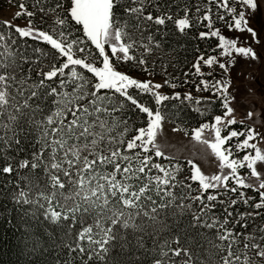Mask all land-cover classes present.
<instances>
[{
	"label": "snow or ice",
	"instance_id": "6c2138e0",
	"mask_svg": "<svg viewBox=\"0 0 264 264\" xmlns=\"http://www.w3.org/2000/svg\"><path fill=\"white\" fill-rule=\"evenodd\" d=\"M44 2L51 3L52 0ZM35 3L45 14H55L51 31L40 30L29 20L28 27H15L18 38H13L10 32L7 36L0 32V171L10 174L16 170L13 163L15 157L10 152L14 150L19 154L25 151L23 142L30 144L33 149L31 158L21 159L18 165L19 169L30 166V172H17L15 186L19 191H13L11 199L29 228L33 225L44 228L56 249H67L64 260L57 259L55 264H144L149 259L151 264H262L264 244L257 242L254 235H244L243 248H240L239 237L243 233H234L233 228L227 227L228 217L221 220L213 211L215 205L210 203H224L218 200V196L227 191L236 192L238 188L251 187L253 191L264 189V179L257 171L258 162H264V151L256 143H250L258 137L264 139V133L256 132L253 128H231L236 120L227 119L234 111L230 107L234 97H229L228 80H200L203 90H211L223 111L215 115L211 122H204L192 129V139L210 150L218 161L219 172L205 175L189 160L192 169L190 179L199 183L200 194L194 197L190 193L177 196L172 191L177 186L191 188V185L177 180L180 164L153 163V157L147 153L154 149L155 157L163 156L155 141L162 121L168 116L164 102L180 100L181 104L185 101L191 104L193 97L191 93H185L181 100L178 92L173 95L162 94V84L132 78L118 71L112 62L114 57L116 61L146 65L145 55L151 53L153 47H161V43L155 40L151 32L144 37V32L154 24L160 26L157 34L166 35L161 29L166 27L167 21L174 19L170 11L172 6L163 5L169 10L162 11L159 0H71L67 12L71 21L82 27L83 37H80L75 35L68 19L62 18L57 12V9L63 8L59 0H56L54 7L47 9L42 0H35ZM212 3L216 4L217 15L227 23L229 31H247L253 38L257 34L247 27L245 12L241 10L237 15L236 9L229 6V0H209L208 13L202 17V21L208 22L209 31H201L199 38L218 40L212 51L222 50L220 56L229 57L227 65L219 63V68L227 74L228 68L234 66L233 53L252 59H256L257 55L251 47L238 46V39L227 38L219 29L213 30ZM239 3L252 11L258 7L256 0H239ZM149 5H155L159 15L154 17L151 12L145 15ZM24 7L21 4V8ZM20 14L17 13V16ZM27 15L32 17L35 13L29 11ZM227 16L231 19H227ZM132 19L136 21L135 24L130 23ZM174 24L181 33L191 26L187 9H184L183 18L175 19ZM7 27L11 29L13 26L8 24ZM129 28L140 33L139 41L133 39ZM25 37L49 45L58 55L53 56L43 48L32 47L26 41L17 45V39ZM88 42L99 54V60L102 61L99 66ZM106 47L110 49L111 57ZM29 48L32 53L39 54L36 59L27 54ZM138 48L144 51L137 60ZM41 59L50 61V64L44 65L49 68L48 71L45 72L42 67L37 73L41 79H32L31 68L27 75L23 74L18 60L35 65ZM200 61L208 68L218 63L217 56L210 55L205 59L202 54L193 65L196 74L201 76L205 73L201 71ZM57 62H60L59 66ZM78 68L90 73L95 82ZM144 71L149 72V69L145 67ZM207 75L211 76L212 73ZM57 77L59 83L56 86L47 83ZM164 83L173 89L177 87L170 79ZM70 86L71 91H68ZM89 86L92 90H89ZM130 89H136L141 96H150L156 105L155 111L130 94ZM101 90H104V94H100ZM200 90L198 85L197 91ZM109 92L112 94L109 95ZM48 97H55L51 102L52 107L48 106ZM84 100H87L86 104L79 103ZM125 102L135 106L133 111L138 109L139 113L146 115V126L134 128L130 123L131 117H124L127 109ZM215 102L211 98L203 101L197 98L193 111L205 116ZM68 113H71V119H67ZM115 113H121V116ZM251 116L249 112L248 117ZM120 128L123 131H118ZM229 128L231 130L227 131ZM133 130L136 134L127 140L126 149L122 151L116 145L124 144L126 134ZM206 131L211 133V139L205 138ZM225 131L227 134L222 135ZM185 135L188 133L185 132ZM241 136L244 137L242 141L239 140ZM233 138L239 142L230 144ZM14 145L19 147L14 148ZM137 148L140 151L135 155L125 154ZM248 149H254V154H244L242 158L236 156V153ZM163 158L169 159L166 156ZM245 167L250 170L251 177L259 182L258 188L245 183L248 177L240 175L239 170ZM38 169L40 172H37ZM153 169L157 175H151ZM225 169L229 171L226 173ZM140 174H144L143 180L146 181L142 186L132 183L141 181ZM230 180L236 188H228ZM8 184L11 185L12 181ZM219 188L225 189V193L209 194L206 203L204 193ZM150 191L159 197V203L147 194ZM259 195L260 202L255 204L256 209L264 208V191H260ZM244 197L245 193L241 191L239 198L245 204L248 199H252ZM177 200L180 202L176 203ZM186 200L192 203H185ZM196 201L202 205L199 209L193 207ZM236 203V200L231 201L232 205ZM186 213H191L192 219L185 229H178V232L216 229L214 236L198 233L207 240L208 247L204 249L206 259L202 258L199 250L193 253L191 244L195 242L194 237H187L189 246L185 247L178 232L172 233L169 217L175 220ZM232 215L228 212V216ZM244 215L253 214H241L237 224L244 219ZM77 225L80 226L78 229ZM240 226L246 228L247 224ZM52 227L59 233L58 239ZM164 232L169 235L161 241ZM146 237L152 239L151 248L147 247ZM29 239V234L22 237L24 241ZM217 240L219 243H216ZM259 240H264V236L259 237ZM39 244V240L34 241L33 251L39 248Z\"/></svg>",
	"mask_w": 264,
	"mask_h": 264
},
{
	"label": "trees",
	"instance_id": "16d2710c",
	"mask_svg": "<svg viewBox=\"0 0 264 264\" xmlns=\"http://www.w3.org/2000/svg\"><path fill=\"white\" fill-rule=\"evenodd\" d=\"M56 0H52L51 3L44 2L42 0L43 6L45 9L48 7H54ZM60 3L63 4V8L57 9V12L61 14V17H66L68 19L69 24L72 26V28L75 30V35L83 37V33L81 31V28L79 25H75L73 21H71L70 16H68L67 10L71 7V0H59ZM160 5L162 6V11H168L169 9L164 8L163 5H171V13L173 15V21H167L166 27L161 29V32H166V35L157 34V28L160 26L151 24V22H148L151 24V28H149L147 31L144 32V37H146L149 32L154 34V38L156 41H159L161 43V47L155 48L153 47V51L151 53H148L145 55V59L147 61L146 65H143L144 67L149 69V72L155 76L163 77L165 80L170 79L172 83H178L181 82L184 78H187L190 75V72L195 71V68L193 67L194 64L197 63L198 58L203 54L208 47L204 45V43L207 42H213L215 43V39L209 38L201 40L199 38V33L201 28L194 27L192 18L196 15L195 11H197V8H202V6L206 3V0H159ZM23 4L25 9L29 12H34L35 15L32 17H24L27 21L32 20L34 25L41 30H47L50 31L51 26H53L54 22V16L53 13L45 14V12H42L39 10V5L35 3V0H0V10L4 7L10 6V5H18ZM131 6V5H129ZM184 9H187L188 18L190 20L191 26L188 29H185L184 33L179 32L174 24V20L178 18H183L184 16ZM202 10V9H201ZM151 12L152 15L155 17L159 15L158 12L155 11V5H149L145 10V15L147 13ZM200 13L204 11H200ZM199 16V15H198ZM131 24H135L136 21L134 19L130 20ZM128 31L132 34L133 39L140 40L141 36L139 32H136L134 29L129 28ZM0 32L4 33L6 36L11 33L13 38H18L19 34L15 32V28L12 27L9 29L7 25L0 22ZM27 42L28 44L32 45V47H39L43 48L45 51L51 53L53 56H57L58 53L55 52V50L51 49V47L45 43H41L39 41L29 40L27 37L22 39H17V45ZM145 43H147L146 39L144 40ZM9 44H11V41H8ZM88 47L91 48L92 53L95 57H97V63L100 62L99 60V54L95 50L94 47L91 46V44L88 42ZM144 50L142 48H138L136 51L137 60L140 58V53H142ZM28 55H31L33 59H36L37 56H39L38 53H32L31 48L28 49ZM18 63L21 64L22 72L24 75L28 74L29 68L32 69V79L33 80H39L42 77L39 76L37 73L39 72L40 68H44V71H48V67H44L46 64H50V61L47 59H41V62L38 64L33 65L31 62L25 64L22 61L18 60ZM60 62H57V66H59ZM126 69H128L131 72L137 71L142 65H139L138 63H134L133 61H128L123 64ZM201 66V65H200ZM204 65L201 66V71L203 72ZM68 70H66L67 72ZM78 71H81L84 73L86 77H88L90 80L95 82V78L92 77L90 73H87L83 69H79ZM185 73L188 75L186 76ZM201 76V75H199ZM47 83L52 84L53 86H56V84L59 83V77L54 78V81H48ZM70 86L68 88V91H71ZM89 90L91 89V86H89ZM100 94H104V90H101ZM111 95L112 93H108ZM130 94L135 96L137 99L140 100L141 103H146L148 106L152 108L153 111H155L156 105L152 101V98L148 95L141 96L139 92L136 89H130ZM181 100L182 98V93ZM55 97H48V106L52 107V100H54ZM120 99H123L122 97ZM185 101L183 104H181L180 100H170L164 102V104L167 106L165 111L168 113L167 118L164 120L166 123L170 124L171 126L185 131L190 132V130L194 127L199 126L200 124L204 122H208L213 116L218 115L222 112V109L220 107L219 100H216L215 105L212 106L211 111L208 112L207 115L201 116L199 113L193 111V103L195 104L194 99L192 100L191 104L189 102ZM81 104H86L87 100L80 101ZM127 104V109L124 112V117L130 116L131 121L130 123L134 126V128H138L141 126H146L147 118L145 114L139 113V110L135 108L134 105H131L128 102H125ZM175 106V108L173 107ZM116 116H121V113H115ZM71 113H68L67 119H71ZM118 131H123L122 128L118 129ZM135 131H129L125 136V143L120 145L117 144L116 146L121 148L123 151L126 149L127 140L131 139L135 135ZM112 135H115V133H112ZM22 146L24 147L25 151L20 152L17 154L14 150L10 152V155L15 157V160L13 163L16 166V170H14L10 174H5L2 171H0V264H55V261L57 259L63 261L64 258L67 256V249L58 250L54 247L52 240L49 239V236L47 232L44 230V228L33 225L31 228L28 227V224L25 223L24 217L22 216L21 212L18 210L17 205L12 201L11 199V193L13 191H19V189L16 188L15 182L18 179L17 172L20 174H28L30 172V166L29 168L25 169H19V161L25 157L31 158V152L33 149L31 148L30 144L28 142H23ZM19 147V146H15ZM136 152H139L138 149L131 150L130 152H126L127 155H135ZM143 155V154H142ZM147 155H151L153 157L152 162L153 163H160V164H180L181 170L177 174V180L182 181L185 185H191V188L187 187H181L177 186L175 189H172V191L177 195L180 196L182 194H188L190 193L191 196L199 195V188L197 184L190 179V169L189 166L186 165L185 162L182 161H168L162 158L155 157L151 152L147 153ZM109 169H111V165L108 166ZM37 172H40L38 169ZM42 174V173H41ZM157 171L155 169L152 170L151 175H157ZM162 175V173H159ZM141 178H143L144 174H140ZM120 178L119 175L117 177ZM12 181V184L9 185L8 182ZM138 182L144 183L145 181L141 179V181H132L134 184H139ZM21 185H23V182L21 181ZM140 185V184H139ZM229 189L236 188L235 186H232L230 182H228ZM141 186V185H140ZM154 187V186H153ZM243 191L245 193L244 199H248L251 197L252 199H248V203L245 204L243 200L239 198V193ZM217 193H225L224 190L220 191H207L204 193L203 199L206 203L207 196L209 194H217ZM148 195H152L154 199L157 200L159 203V197L155 196L154 191H150L147 193ZM218 200L224 201V203H218L217 201L210 202L211 204L215 205L214 213L220 217L222 220L224 217H228L229 224L227 227L233 228L234 233H243V235H240V244L239 247L243 248L244 244V235H254L257 237V242L264 244V240H259V237L264 236V231H261V229H264V208L256 209L255 204L260 202V197L258 195L257 191H253L249 188H238L236 192L227 191L226 194H222L218 196ZM232 200H236L237 203L235 205L231 204ZM180 201L177 200L176 203H179ZM185 203H192L191 200H186ZM27 207V206H25ZM194 208L199 209V207H202L200 205L199 201H196L193 204ZM225 208H227V211H225ZM228 212H231L233 215L228 216ZM252 213L253 215L248 216L244 215V219L240 221L239 224L236 223L237 219H239V216L241 214H247ZM42 219V218H41ZM192 216L191 213H186L182 217H177L175 220L172 217H169L168 223L172 225V233H177L178 229H185L186 225L191 221ZM178 221V225H177ZM31 221H29L30 223ZM241 224H247L246 228H241ZM80 226L77 225V229ZM52 232L56 233V238H59V233L55 229V227H52ZM255 230V231H254ZM216 229H188L187 232L179 231L178 234L181 237V242L185 247H188V241L187 237L192 236L195 238V242L191 244V248L193 253H195L197 250L200 251L202 258H207V255L204 252V249L208 247L207 240L198 235L200 232H204L207 236H214ZM25 234L30 235V239L27 241L22 240V237L25 236ZM168 232L162 233L160 239L161 241L165 236H168ZM147 247H152V239L151 238H145ZM39 240V248H37L35 251H33L34 248V241ZM216 243H219V240L216 241ZM201 245L203 247H201ZM173 247H176L175 244L172 245ZM233 250H236V246L233 247ZM216 251V250H212ZM115 254V253H114ZM226 255V252L224 253ZM179 259V258H177ZM216 259H219V257H216ZM79 264V262H77ZM144 264H151V260L144 261ZM264 264V262H262Z\"/></svg>",
	"mask_w": 264,
	"mask_h": 264
},
{
	"label": "rangeland",
	"instance_id": "374dc122",
	"mask_svg": "<svg viewBox=\"0 0 264 264\" xmlns=\"http://www.w3.org/2000/svg\"><path fill=\"white\" fill-rule=\"evenodd\" d=\"M209 0H206V3L200 8V11H204L200 13L199 11H195V16L192 18L194 27L201 28V31L208 32L209 29L207 27L208 22L202 21V17L208 13V5ZM258 7L256 11H252V9L248 8L245 5L239 3V0H229V6L234 7L236 9V14L238 15L241 10L245 12V18L248 21L247 27L253 29L256 32V37L253 38L251 33L247 31H237L233 29L229 31L227 23L225 21L220 20L217 15V7L215 3L211 5V18L213 21V30L219 29L221 34L225 35L230 39H238V46L243 47H251L257 55L256 59H252L251 57H244L242 55H237L233 53L232 61L234 66L228 68V73L225 74L222 69L219 68V63H225L229 60V57H221L220 51L216 50L212 51V49L216 48L218 44V40L215 39V43L213 42H205L204 45L207 50L203 53L205 59L210 55L217 56L218 63L213 65L212 68H208L203 64V61H200V65H204L203 73L205 75L199 76L195 71L190 72V75L187 78H184L181 82L175 83L177 85L176 88H170L167 84L164 83L165 79L160 76H155L150 72L144 71V66H141L137 71L131 72L123 66L125 62L116 61L114 57H112V62L116 69L122 73L129 75L132 78L138 79L140 81L151 80L153 83L162 84V88L160 92L162 94L173 95L174 93H182V98L184 99L185 93H191L194 101L199 98L202 101L205 98H211V100L216 101L217 98L212 95L211 90L204 91L203 85H200V80L205 79L208 81L213 80H228L229 82V97H234L232 103H230V107L233 108V114L227 119H235L236 123L231 126V128H235L240 130L242 128H253L256 132L264 133V0H256ZM202 9V10H201ZM27 10L25 8H21V4L18 5H10L4 7L0 10V22L5 25L11 24L14 28L28 27V22L26 18ZM17 13H21L17 16ZM199 15V16H198ZM54 21L56 16L53 17ZM71 18V17H70ZM227 19H231L230 16H227ZM54 24V22H53ZM38 28V27H37ZM81 31L82 27L80 26ZM40 29V28H39ZM52 29V26H51ZM50 29V31H51ZM41 30V29H40ZM83 33V31H82ZM86 39V38H85ZM90 43V42H89ZM91 44V43H90ZM107 54L111 57L110 49H107ZM202 55V54H201ZM102 61L97 63V66L100 65ZM211 72L212 75L209 76L207 73ZM187 81V83H185ZM199 85L200 91H197V86ZM187 104V102H186ZM212 104V106H214ZM196 105L193 103V107ZM203 107V104L201 105ZM223 111V110H222ZM251 112V118L248 117V113ZM222 114V112L220 113ZM214 117V116H213ZM213 117L208 121L211 122ZM242 122V123H241ZM199 127V126H197ZM195 128V127H194ZM229 128L227 131H230ZM173 129H177L170 124L162 121L161 129L159 130L156 137V144L160 147V150L163 153L162 158L166 156L169 157L168 161H182L185 162L190 169L191 176V166L188 164V161L191 160L193 164L200 168L201 172L205 175H214L219 172L218 161L211 154L210 150L207 149L205 145L199 144L192 139V129L190 132H187L188 135H185V131L177 130L173 131ZM227 131L222 133V135H226ZM205 138L211 139V133L206 131L204 133ZM244 137L241 136L239 140H243ZM239 141L236 138H233L230 141V144L238 143ZM139 143V142H137ZM250 143H256L257 146L264 151V139L260 137L257 140L250 141ZM127 146V144H126ZM151 148V146H149ZM139 151L140 149L137 148ZM235 151V149H234ZM254 149L245 150V152L236 153L238 158H242L244 154H254ZM153 155L155 150L152 149L150 151ZM155 156V155H154ZM229 170L225 169L227 173ZM257 171L261 174V179H264V162H258ZM147 172V169H146ZM240 175L248 177L245 180V183L253 185L258 188V181L256 178L251 177L250 170L246 167L239 170ZM143 179V178H142ZM145 181V180H144ZM146 182V181H145ZM232 186L237 187L232 181H229ZM141 186L142 183L138 182ZM199 188V183L195 182ZM229 186V185H228ZM229 188V187H228ZM252 189L253 188H249ZM224 190L223 188L219 189H209L208 191H220ZM260 191H264L261 189ZM260 197V195H259Z\"/></svg>",
	"mask_w": 264,
	"mask_h": 264
}]
</instances>
